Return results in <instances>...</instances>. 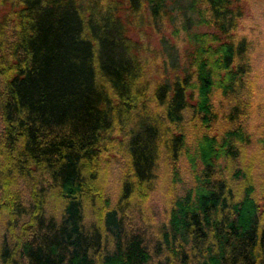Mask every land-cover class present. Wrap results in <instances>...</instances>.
<instances>
[{
    "label": "trees",
    "instance_id": "1",
    "mask_svg": "<svg viewBox=\"0 0 264 264\" xmlns=\"http://www.w3.org/2000/svg\"><path fill=\"white\" fill-rule=\"evenodd\" d=\"M244 2L0 0V264H264Z\"/></svg>",
    "mask_w": 264,
    "mask_h": 264
},
{
    "label": "rangeland",
    "instance_id": "2",
    "mask_svg": "<svg viewBox=\"0 0 264 264\" xmlns=\"http://www.w3.org/2000/svg\"><path fill=\"white\" fill-rule=\"evenodd\" d=\"M245 14L243 15L240 29L242 33H245L252 41V55L254 59V65L256 68V85L259 90L258 100L264 104V0H245ZM197 27V25H196ZM203 27V25L201 26ZM200 28V27H199ZM183 33H181L180 37L177 35L175 40V44L171 48L172 53L175 51H181L182 44L184 45V41L182 40ZM170 42L171 39H169ZM152 47L156 50V54L159 55L162 59L164 56H167L166 51L169 50L164 49L160 39V34L152 37ZM185 46V45H184ZM183 46V48H184ZM182 48V51H183ZM174 56V54H173ZM176 56V55H175ZM177 70V68H174ZM255 115L257 112L255 111ZM184 176H188V166L186 162H184ZM168 181H163L162 178L159 179L156 188L154 189L151 195L150 206L153 210L152 212L156 216H163L165 213V197L167 190ZM4 231V226L2 221H0V233Z\"/></svg>",
    "mask_w": 264,
    "mask_h": 264
}]
</instances>
